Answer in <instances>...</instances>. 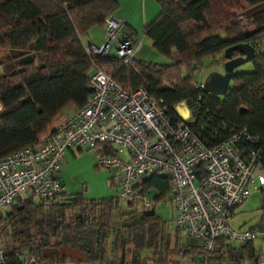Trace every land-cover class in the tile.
<instances>
[{"label": "trees", "instance_id": "obj_1", "mask_svg": "<svg viewBox=\"0 0 264 264\" xmlns=\"http://www.w3.org/2000/svg\"><path fill=\"white\" fill-rule=\"evenodd\" d=\"M155 1L159 13L144 26L143 35L170 59L166 64L135 56L125 64L115 57L87 55L83 36L104 27L105 19L120 8L117 0H0V158L38 145L63 119L65 108L83 107L90 77L99 69L127 92L147 89L175 118L176 107L184 103L190 113L188 127L208 145L235 129H248L260 139L264 168V0ZM123 32L137 39L126 24ZM237 43L254 47L253 70L236 68L222 96L205 92L199 86L202 73L220 67L224 50ZM30 54L31 63L18 65ZM98 148L113 151L107 144ZM142 185L155 203L168 198L163 173L145 176ZM119 201L116 196L96 200L75 194L69 202L44 204L33 195L20 196L9 211L0 213L6 264H21L20 255H33L35 264L55 263L57 257L44 256L43 250L64 246L81 249L86 258L82 264H106L109 240L117 239L122 229L128 231L123 239L133 251L168 247V223L161 215L153 208L138 210L137 201H127L125 212ZM118 213L121 223L116 226ZM255 228L264 229V219ZM176 229V235L184 230ZM192 248L186 253L202 264L201 246ZM259 251L254 241L233 246L219 239L209 260L257 264Z\"/></svg>", "mask_w": 264, "mask_h": 264}, {"label": "built area", "instance_id": "obj_2", "mask_svg": "<svg viewBox=\"0 0 264 264\" xmlns=\"http://www.w3.org/2000/svg\"><path fill=\"white\" fill-rule=\"evenodd\" d=\"M124 25L109 15L103 44L82 40L87 55L106 58L113 50L115 58L131 62L141 40L125 35ZM199 86L203 88L202 81ZM88 89L86 104L56 124L38 145L0 158V213L9 211L20 196L33 195L44 204L64 202L59 174L66 150L107 144L113 151L99 152L96 164L117 179L119 199L137 201L140 210H151L155 201L143 190V178L155 172L168 177L172 221L201 242L202 264H212L209 255L219 239L240 244L264 239V229L236 231L230 225L238 207L250 197V188L264 186L257 136L240 128L208 145L188 127L190 113L184 103L180 105L189 116L178 111L175 118L147 89L127 92L99 69L93 71ZM20 260L21 264L36 263L33 255H20ZM0 264H6L1 246ZM257 264H264V247Z\"/></svg>", "mask_w": 264, "mask_h": 264}, {"label": "rangeland", "instance_id": "obj_3", "mask_svg": "<svg viewBox=\"0 0 264 264\" xmlns=\"http://www.w3.org/2000/svg\"><path fill=\"white\" fill-rule=\"evenodd\" d=\"M151 3H152L153 9H150ZM140 5L146 6L148 9V12L153 10L152 11L153 13L151 12L147 15L151 19L155 18L157 14L159 13L160 7L155 0H140ZM128 10H130V12H127ZM120 13L126 14L131 20H133L136 23L141 24V18H142L141 15H143V13L141 11H139L138 13V9L134 10L131 7L130 1L123 2L122 10H119L118 15ZM137 31H138L137 32L138 40H141L142 38L143 43H144V45L141 48L140 53L137 56H135L138 60H144L147 62H154V63H164V64L170 63V59L162 55L161 53L157 52L156 50H154L152 48V41L148 37H144L143 25L138 27ZM110 56L111 57L115 56L113 50L110 51ZM218 68L221 69V67H218ZM237 70L252 71L253 66L251 62H248L238 67ZM2 71L3 69L0 68V74L2 73ZM205 73L206 72H203L202 75H204ZM178 106L181 108L183 107L185 108L184 105H178ZM79 149L80 148L78 147H72L74 155L69 153L68 163H66V160L63 161L62 163L61 172L63 173V175L61 174V176L65 177L64 185L61 187L62 192L64 191L66 194H74V193L81 194L86 199H96V200L101 199V198L116 196L115 186L110 180V178L113 176L112 173L109 172L105 168L98 167L96 164V155L99 154L100 152L99 148H81L80 150ZM122 156L126 157L125 150L122 151ZM262 173L264 175V168L262 170ZM261 188L257 190H252L251 197H250V201L252 199V209L251 210L244 212L242 211V209L240 211V208L242 207V205L238 207L237 210L239 211L238 212L236 211L230 223L231 227L233 226L232 228L234 230L240 231L238 230L239 228L237 227L236 223H242L244 221L245 225L243 228H248L250 225L257 224L261 220V218L264 217V208H263L264 207V193H263L264 186ZM119 206L125 212L129 211V209L127 208V200L120 199ZM153 208L155 210V213L157 215H161L164 218V220L168 223V226L170 227V231L174 232L176 230V225L172 221L173 208H172V205L169 199L165 198L163 199V201H159L158 203L156 202V205ZM137 209L140 210V207H138ZM119 215L120 214L118 213L114 217V219L116 220L115 222L116 226H118L121 223ZM121 219L125 220L127 219V216H122ZM131 220L135 222L136 218H132ZM5 234L6 233L0 234V246L1 245L3 246L4 240H6ZM185 234L186 233L184 232V235ZM119 235L122 238H127L128 231L125 229H122L120 230ZM194 240H196L197 242H200L197 239H194ZM254 243L257 249H261L264 247V239L261 237L256 238L254 240ZM232 244L235 246L240 245V243L238 242H232ZM126 246L129 247L127 244ZM173 253L174 251H171L170 253L171 258L175 259V257H173ZM43 264H63V263L57 261L55 263H43ZM67 264H75V263L72 262L71 259H69L67 261Z\"/></svg>", "mask_w": 264, "mask_h": 264}, {"label": "crops", "instance_id": "obj_4", "mask_svg": "<svg viewBox=\"0 0 264 264\" xmlns=\"http://www.w3.org/2000/svg\"><path fill=\"white\" fill-rule=\"evenodd\" d=\"M124 1H130L131 7L134 10L138 9V13H139V11H141L143 13V15H141V17H142L141 18V24L134 22L126 14L120 13L118 15L119 10H122V5H123ZM117 2L119 3L120 8L116 12L117 15L115 13L114 16L116 18L122 20L123 23L126 24L127 26H129L132 29V31H134L136 34L138 32L137 31L138 27L143 25V28H144V26L148 23V21H151L154 19V18L151 19V18H149V16H147L153 10L148 12V9L146 6L140 5V0H117ZM128 9H130V8H128ZM150 9H153L152 3L150 5ZM127 12H130V10H128ZM149 19H151V20H149ZM136 36H138V35H136ZM106 39H107V34L104 31V27H100V26H96V27L92 28L82 38V40L84 42L91 43V44L96 45V46L103 44L106 41ZM143 45H144L143 39L141 38V46L138 49V51L136 52L135 56H137L140 53ZM215 69L217 70L220 68L215 67L213 70H215ZM205 74L201 75L202 77L200 79V82L203 81ZM177 108L181 112V107L177 106ZM74 110L75 109L73 106L65 108L63 110V114H64L63 119L66 116H68L70 113H72ZM188 114L189 113H187V116H189ZM69 153L74 155L72 148H69L66 150V153L64 156V161L66 160V163H68V161H69ZM61 174L63 175V173L60 172L59 179L61 182H63V185H64V178L65 177L61 176ZM111 181L112 182L114 181L113 185L115 186V189L117 191V188H118L117 179L115 177H113V179H111ZM250 190L252 193V190H254V189L251 187ZM63 193L66 195L65 198L70 197V196H75V193L74 194H66L64 191H63ZM251 193H250V197H251ZM250 197L242 204L240 211H241V209L244 212L252 209V199L250 201ZM155 205H156V203L154 204V206ZM238 211L239 210H237V212ZM263 219H264V217L261 218V220L257 224L250 225L248 228H243L245 225L244 221L242 223H236V224H237V227L239 228L238 230H240V231L250 230V229L257 227L262 222ZM230 223H231V221H230ZM168 230H169L168 232L170 233V235L168 236V239H167L168 247H166L160 251H155V248L153 246H143L142 248H139V249H137V251H135L136 253L133 256L134 260L132 259V255L130 252H126L125 255H122L121 251H117V253H115V260L119 261L120 257L123 256L124 257V260H123L124 264H195L193 259H191L190 254L186 253V251L192 250L193 249L192 247L201 246V242H197L196 240H194L184 230H181V232L178 235H176L177 229L174 232H171L170 227L168 226ZM184 232L186 233L185 235H184ZM233 246H235V245H233ZM171 251H174L173 257H175V259L171 258V255H170ZM69 259H71V261L74 262L75 264H82L83 262H85V261L81 260L80 255H77L76 257L65 256L63 261H59V259H58V261L63 263V264L64 263L67 264V261ZM106 264H111V262H109V263L106 262ZM223 264H233V263L227 260Z\"/></svg>", "mask_w": 264, "mask_h": 264}, {"label": "water", "instance_id": "obj_5", "mask_svg": "<svg viewBox=\"0 0 264 264\" xmlns=\"http://www.w3.org/2000/svg\"><path fill=\"white\" fill-rule=\"evenodd\" d=\"M256 51L253 46L248 43H237L227 47L224 50L225 61L220 66L221 69L211 70L206 72L202 81L203 89L205 92L222 96L226 93L229 84L231 82V76L233 71L241 65L251 62L255 57ZM34 60V54L26 55L20 58L17 63L20 66L29 64ZM63 186V182H61ZM75 197L70 196L66 198V202L73 200ZM69 253L72 257L80 255L81 260L86 261V258L79 248H45L43 250L44 256L57 255L59 261H63L65 255Z\"/></svg>", "mask_w": 264, "mask_h": 264}, {"label": "flooded vegetation", "instance_id": "obj_6", "mask_svg": "<svg viewBox=\"0 0 264 264\" xmlns=\"http://www.w3.org/2000/svg\"><path fill=\"white\" fill-rule=\"evenodd\" d=\"M113 234H115V233H113ZM113 234L110 233V236L111 235L113 236ZM115 235H118L117 239H110L109 240V244L107 247V255H106L105 261L107 263L111 262V264H124V262H123L124 257L121 256L119 261H116L115 260V253H117V251H121L122 255H125V253L128 252V250H130V253L132 255V259L134 260L133 256L135 255V253H136L135 251H137V249L135 251H133L132 249H128L129 247L126 246V242L123 241L124 239L122 237H120V235L117 233ZM64 247H68V246H64ZM70 248H75V247H70ZM55 256L57 257L56 261H58V259H59L58 256L57 255H55ZM65 256H71V255L69 253H67Z\"/></svg>", "mask_w": 264, "mask_h": 264}, {"label": "bare ground", "instance_id": "obj_7", "mask_svg": "<svg viewBox=\"0 0 264 264\" xmlns=\"http://www.w3.org/2000/svg\"><path fill=\"white\" fill-rule=\"evenodd\" d=\"M177 111H179L178 108H177ZM179 113H180L182 116L185 117V116H187V113H188V112H187V111L185 110V108L183 107V108H181V112L179 111ZM188 115H189V114H188Z\"/></svg>", "mask_w": 264, "mask_h": 264}]
</instances>
